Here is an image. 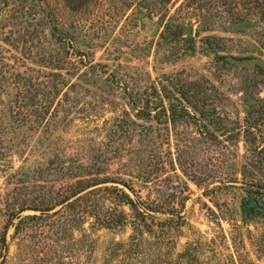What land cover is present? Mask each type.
<instances>
[{
    "label": "rangeland",
    "instance_id": "obj_1",
    "mask_svg": "<svg viewBox=\"0 0 264 264\" xmlns=\"http://www.w3.org/2000/svg\"><path fill=\"white\" fill-rule=\"evenodd\" d=\"M140 2L0 0V264H264V125L255 139L244 134L242 95L254 81L264 97L256 77L264 70L245 66L264 61V21L234 25L214 0ZM167 21L165 36L177 43L164 45ZM184 24L187 41L176 36ZM194 81L221 94L222 121L170 118L160 108L140 119L129 103L143 104L152 84L162 92ZM102 154L109 175L132 178L135 195L127 192L149 215L123 207L124 225L103 228L92 217L77 223L69 209L54 214L57 206L17 234L7 227L26 199L47 195L53 204L72 182L65 174ZM49 164L64 170L30 194L28 176ZM247 183L263 193L249 196Z\"/></svg>",
    "mask_w": 264,
    "mask_h": 264
},
{
    "label": "trees",
    "instance_id": "obj_2",
    "mask_svg": "<svg viewBox=\"0 0 264 264\" xmlns=\"http://www.w3.org/2000/svg\"><path fill=\"white\" fill-rule=\"evenodd\" d=\"M41 1L42 0H38V5H41ZM241 1L242 0H214L213 3H218L220 5L223 9V13L228 15V18L231 19L232 24L234 25L243 24L251 17L258 18L261 22L264 21V0H244V8L239 7L241 6ZM144 2L145 0H141L140 2L142 8H146L145 4L143 5ZM196 2L197 0H188L185 6L192 8ZM206 12L209 13L208 11ZM184 26L186 25H178V28L176 27V36H179L178 39H185L184 41H187L186 39L188 38H184ZM48 27H50L51 37H53L57 43H65L67 41V38L63 37L64 33L61 32V30L60 32H56L58 30V25L49 22ZM172 28L173 24L170 21H167L161 38L164 45L177 43V38H169V35H171L170 33L165 36V33L169 32ZM56 63V65L65 64L62 57L60 62L58 61ZM80 63L82 65V62ZM61 69L62 68H58L57 70ZM57 76L59 79H63L62 74H53V77ZM1 79L4 78L0 77V81ZM174 79L179 80L176 78ZM29 86L31 88L30 84H27L26 86L28 90ZM246 86V89L242 90V95H244L243 104L246 108V117L244 118L245 128L243 132L246 135L249 134L248 136H252L255 139V131L264 125L262 124L264 123V97L260 98L258 96L259 93H256L255 90H257V86H255L254 81L249 82ZM211 87L212 86L206 81H194L187 84L178 82L174 84L172 83L170 88L162 86L163 91L161 92L154 84H152L143 94V96L147 97L143 104V97L137 100L130 97L129 103L140 119H150L152 113L160 108L164 113L169 112L170 118L175 116L178 118L180 117L179 115L182 114L183 117H187L195 121V123L205 121L206 125L210 126L216 123V121H222L216 112L218 109V103L223 101L220 97L221 94H218V91H214ZM53 88L56 90V84L53 85ZM254 95H257V97L255 98ZM163 99L168 101V105H165L162 102ZM253 115L256 118L253 119ZM154 117L156 118V114L153 118ZM41 119L42 115L39 114L38 120ZM16 120L18 123H25L26 121L25 116H23L21 120H18L17 118ZM99 157L100 158L98 159H93L90 163L88 162L84 164L79 162L77 166H74L75 168H73L71 174H65L66 178L64 177L62 179H71L72 182L69 184L65 182V184H63L65 189L62 193L56 195L59 200H56L53 204H50L53 198H45L47 195L36 197L31 200L26 199V206H22L10 215L7 227L12 226L15 234H17L24 228V222L27 223L31 220L45 218L48 213L57 206H61V209L55 211L54 214L59 213L61 210L69 209L74 213L75 221L77 223L80 224L82 221H85L86 218L92 217L94 219V224L103 228H114L124 225L126 215L122 209L123 207H128L131 211H135L136 215L140 218L149 215L148 212H146L148 210L147 208H142L146 211L141 209L139 197L137 196V200H134L127 192L128 190L132 195H135V190L131 184L132 178H130L129 181H125L120 176L109 175L106 170L108 159L103 154ZM260 160L264 159L261 158ZM63 170L64 168L62 167L54 168L53 164H49L46 169L33 170L31 175L28 176L30 182L26 185V191L31 194L37 190H41L46 185H50L52 182L43 180V176L50 174L55 175L57 171ZM31 180H34V182H31ZM254 187L257 188L256 191L253 190ZM244 191L249 196L263 193L259 186H254L248 183L244 185ZM25 211H32L34 214L22 216L21 214ZM14 219L17 220L16 224L12 223ZM7 227H5V230ZM5 235L6 233L4 231L1 237L2 242H4Z\"/></svg>",
    "mask_w": 264,
    "mask_h": 264
},
{
    "label": "water",
    "instance_id": "obj_3",
    "mask_svg": "<svg viewBox=\"0 0 264 264\" xmlns=\"http://www.w3.org/2000/svg\"><path fill=\"white\" fill-rule=\"evenodd\" d=\"M260 66L264 70V61L258 59V58H252L248 60V64H245L248 68H254L255 66ZM257 79H264V74L256 76Z\"/></svg>",
    "mask_w": 264,
    "mask_h": 264
}]
</instances>
